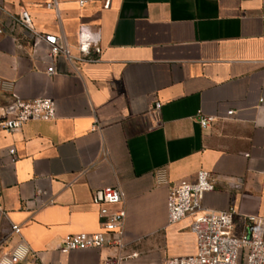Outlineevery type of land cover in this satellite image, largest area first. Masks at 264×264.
<instances>
[{"label":"crops","instance_id":"crops-1","mask_svg":"<svg viewBox=\"0 0 264 264\" xmlns=\"http://www.w3.org/2000/svg\"><path fill=\"white\" fill-rule=\"evenodd\" d=\"M85 1L58 0L56 18L46 0H0V119L14 97L56 106L54 120L0 130V256L20 242L43 264L193 254L192 217L168 224L166 200L200 170L216 180L202 211L233 206L237 233L244 216L264 219V0ZM22 11L69 50L52 76L43 46L14 24ZM81 30L95 61L81 60ZM200 115L214 119L205 130ZM104 187L124 194V249L60 253L65 236L101 231L92 194Z\"/></svg>","mask_w":264,"mask_h":264},{"label":"built area","instance_id":"built-area-1","mask_svg":"<svg viewBox=\"0 0 264 264\" xmlns=\"http://www.w3.org/2000/svg\"><path fill=\"white\" fill-rule=\"evenodd\" d=\"M85 0H79L82 7ZM109 6L111 0H103ZM44 7L54 12L59 18L58 0H46ZM14 24L20 26L33 40L36 49L43 46L46 58L50 61L46 73L52 76L55 73L53 59L64 57L70 60L71 56L63 38L52 34L37 33L33 28L32 18L27 11H22ZM1 33V31H0ZM79 52L82 61H95L91 52L100 53L97 42L79 32ZM160 104H155L158 110ZM232 111L227 114L232 115ZM56 106L52 99L35 98L21 99L14 97L8 107V116L0 119V130L8 133L16 132L28 122L54 120ZM214 119L200 115L199 125L205 130ZM98 126H93L96 129ZM8 154L15 160V150L10 149ZM158 184H166L164 170L155 173ZM216 180L209 172L200 170L193 183L182 182L172 186L167 195L166 211L167 223L175 224L185 217L191 216L190 231L195 238L194 253L168 258L164 264H264V219L255 215L244 216L245 223L241 233L236 232V217L239 216L233 206L221 212L202 211L201 199L203 194L215 190ZM40 195L43 192H37ZM124 201V194L118 187H104L95 190L92 194V203L98 207V216L101 231L94 234H69L65 236L59 246L60 253H71L86 250L113 249L119 253L125 247L123 238L124 213L118 208ZM11 231L19 234V227L12 226ZM121 254L106 264H120ZM43 264L40 258L23 242L17 244L9 254L0 256V264Z\"/></svg>","mask_w":264,"mask_h":264}]
</instances>
